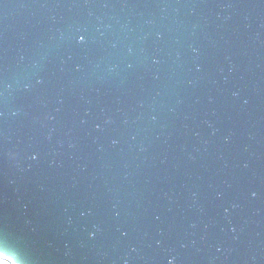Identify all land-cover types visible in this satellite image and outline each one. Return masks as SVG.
<instances>
[{"label": "water", "instance_id": "95a60500", "mask_svg": "<svg viewBox=\"0 0 264 264\" xmlns=\"http://www.w3.org/2000/svg\"><path fill=\"white\" fill-rule=\"evenodd\" d=\"M0 258L264 264V0H0Z\"/></svg>", "mask_w": 264, "mask_h": 264}, {"label": "snow or ice", "instance_id": "6c2138e0", "mask_svg": "<svg viewBox=\"0 0 264 264\" xmlns=\"http://www.w3.org/2000/svg\"><path fill=\"white\" fill-rule=\"evenodd\" d=\"M71 40L74 45L81 47L87 45L88 43L87 36L83 32H81L80 29H76L74 35L71 37ZM33 158L35 159L36 157ZM0 264H8V261L7 260L0 261Z\"/></svg>", "mask_w": 264, "mask_h": 264}, {"label": "crops", "instance_id": "0c3cea01", "mask_svg": "<svg viewBox=\"0 0 264 264\" xmlns=\"http://www.w3.org/2000/svg\"><path fill=\"white\" fill-rule=\"evenodd\" d=\"M4 259L0 258V261H3ZM9 264V263H8Z\"/></svg>", "mask_w": 264, "mask_h": 264}]
</instances>
